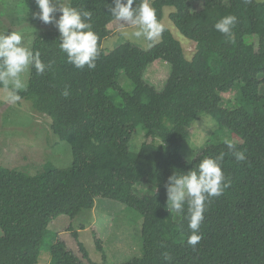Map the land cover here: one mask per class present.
Masks as SVG:
<instances>
[{
    "label": "trees",
    "instance_id": "trees-1",
    "mask_svg": "<svg viewBox=\"0 0 264 264\" xmlns=\"http://www.w3.org/2000/svg\"><path fill=\"white\" fill-rule=\"evenodd\" d=\"M151 2L160 22L164 8L174 9L168 15L170 22L195 44L189 60L166 27L160 42L147 49L119 38L111 51H105L102 44L111 35L109 25L117 22L109 11L113 0H71L72 7L92 12L90 23L99 37V56L92 70L67 62L58 31L34 36L31 48L40 51L43 62L54 61L53 69L40 75L31 69L27 88L19 94L29 101L32 113L50 119V131L59 141L70 144L72 165L37 176L0 166V264H38L46 228L54 217L74 219L82 211H94L98 199L141 216L143 257L123 264H264V94L260 93L264 1ZM195 3L201 4L200 10L192 11ZM229 14L238 18L234 42L214 28ZM159 60L170 66L162 90L145 79L148 67ZM120 71L133 85L131 92L118 83ZM235 88L239 107H221L222 96ZM65 89L67 97L62 95ZM110 89L120 104L106 94ZM201 116L241 138L235 146L245 152V162L235 161L224 143H207L195 150L190 162L183 157L182 144ZM138 125L145 130L144 142L134 154L129 145ZM222 152L228 186L207 201L200 229L203 239L193 249L186 243L187 206L176 222V214L166 207L165 184L173 171L187 172L205 157ZM143 184L149 189L139 193ZM90 231L102 252L97 229L91 226ZM61 232L70 235L76 251ZM61 232L56 233L47 264H96L78 232L69 227ZM164 252L170 261L163 259Z\"/></svg>",
    "mask_w": 264,
    "mask_h": 264
},
{
    "label": "rangeland",
    "instance_id": "rangeland-1",
    "mask_svg": "<svg viewBox=\"0 0 264 264\" xmlns=\"http://www.w3.org/2000/svg\"><path fill=\"white\" fill-rule=\"evenodd\" d=\"M256 1L263 2L264 0ZM200 8L201 4L195 3L192 11H198ZM38 12L35 0H0V33L19 32L25 37L26 45L31 48L33 38L39 32L58 31L54 24H44L38 19H34L33 13ZM170 12H174V9H163L161 23L181 44L185 57L189 60L194 52L195 44L186 40L172 25L168 18ZM59 15L60 13L56 14L57 19ZM109 31L111 35L102 44L105 51H111L119 38L142 49L149 48L148 42L135 38L129 39L123 35L125 31H133L131 26H122V23L117 21L109 25ZM169 74L170 66L159 60L148 67L145 79L157 90H162ZM28 77L29 72L24 74L26 84H28ZM259 78L263 79V76H259ZM118 83L127 92H131L133 89V85L127 80L123 71L119 73ZM260 93L264 94L263 87H260ZM4 94L3 88H0V166L30 176L43 174L49 169L70 168L72 165L70 144L66 141H59L57 136L50 131V119L32 113L31 104L25 99L16 105L7 104L3 99ZM106 94L115 104L121 103L117 93L112 89L108 90ZM222 100L221 107L228 110L237 109L239 107V89L235 88L224 94ZM143 131H145L143 126L138 125L136 134L130 142L129 147L134 154L138 153L144 142ZM224 138L230 139L235 145L242 142L238 135L220 127L212 118L201 116L188 131V139L182 144V155L190 162L194 157L195 150L207 143H223ZM147 189L149 187L143 184L138 191L140 193V190L146 191ZM96 207H98L95 209L96 213L105 212L103 217L96 219L91 214L93 211H82L74 219L65 215L54 217L46 228L39 251L38 264L48 263L50 247L56 233L58 234L67 227L78 232L79 241L83 244L93 263L123 264L133 259H141L143 257L141 216L131 208L106 200L98 199ZM174 216L175 221L178 222L179 217ZM91 226L97 228L102 239V252L96 249L89 229ZM2 235L3 232L0 229V237ZM60 237H63L67 244L76 251V246L69 234L61 232Z\"/></svg>",
    "mask_w": 264,
    "mask_h": 264
},
{
    "label": "clouds",
    "instance_id": "clouds-1",
    "mask_svg": "<svg viewBox=\"0 0 264 264\" xmlns=\"http://www.w3.org/2000/svg\"><path fill=\"white\" fill-rule=\"evenodd\" d=\"M39 12L33 18L44 24H54L59 32V48L66 54L67 62L77 69L85 66L89 70L96 67L99 56L98 35L92 30L90 23L92 12L78 10L71 6V0H35ZM109 11L122 26H131L133 31H125L123 35L129 39L143 40L149 46L159 42L165 26L158 18L151 0H113ZM135 5V7L133 6ZM60 13L57 19L56 14ZM238 22L235 15H227L218 20L214 28L230 42L235 41L233 29ZM40 51H34L26 45L25 37L16 31L0 33V85L3 86L4 101L16 105L22 100L19 94L27 88L24 74L35 69L37 75L53 69L54 61L45 63L41 60ZM62 95H69L68 89ZM223 143L237 162H245L246 155L238 150L228 138ZM226 153L213 157H205L195 168L187 172L173 171L165 184L166 207L169 213L182 215L187 206L186 219L190 235L186 239L193 249L203 239L200 231L207 210V201L224 193L228 186L222 170V162ZM165 261L171 257L162 253Z\"/></svg>",
    "mask_w": 264,
    "mask_h": 264
},
{
    "label": "crops",
    "instance_id": "crops-1",
    "mask_svg": "<svg viewBox=\"0 0 264 264\" xmlns=\"http://www.w3.org/2000/svg\"><path fill=\"white\" fill-rule=\"evenodd\" d=\"M98 208V207H97ZM103 213L105 214V212H101L99 211L98 213L95 212V210L91 213L93 216H95L96 219H98V217H103ZM98 225V224H97ZM96 225V226H97ZM95 227V226H94ZM83 228V227H82ZM96 228V227H95ZM90 229V228H89ZM97 229V228H96ZM87 230V228H86Z\"/></svg>",
    "mask_w": 264,
    "mask_h": 264
}]
</instances>
